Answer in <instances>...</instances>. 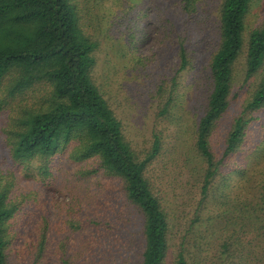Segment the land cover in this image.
Listing matches in <instances>:
<instances>
[{
  "label": "rangeland",
  "instance_id": "obj_1",
  "mask_svg": "<svg viewBox=\"0 0 264 264\" xmlns=\"http://www.w3.org/2000/svg\"><path fill=\"white\" fill-rule=\"evenodd\" d=\"M116 1L105 2L101 9L106 14L96 33L98 47L92 79L120 121L125 140L140 158L150 152L154 135L160 137L158 154L147 174L169 226L163 264H174L180 247L186 264H264L260 206L264 184V107L251 114L244 112L263 68L246 79L244 49L233 65L230 104L210 136L216 159L222 156L232 122L242 115L250 117L251 122L237 152L224 160L203 196L206 164L195 147L194 133L209 96L208 66L220 40L222 0H196L195 15L188 24H183L186 16L172 8L171 3L157 0L158 9L146 17L142 15L147 23H137L131 32L128 22L117 19L123 11L110 18L113 11L121 9ZM263 21L264 0H252L245 18V48L249 34L260 28ZM116 30L121 35L135 34L134 38L125 43L122 36L114 35ZM177 34L184 38L191 61L188 70L177 77L176 90L171 94L178 45L163 41L166 46L160 50L159 39L163 35L167 40L173 39L171 44H177ZM8 86V81H4L0 87V175L10 185L9 200L19 208L8 227L10 254L35 242L38 224L44 217L48 225L46 251L37 264H82L74 261L81 260L80 253H85L88 228L71 232L59 214L61 205L73 196L92 193L100 199L111 195L112 190L106 189L104 183L112 180L101 172L80 175V166L85 168L82 174L90 167L75 165L66 156L54 157L46 175L40 174L35 161L28 166L14 165L8 158L6 140L15 131L18 115L23 109L35 108L41 95L9 97ZM159 88L162 98L158 96ZM170 95L173 100L162 113L164 100ZM68 205L73 207V203ZM122 217L123 221L115 224L120 229L115 234L128 238L129 245L121 253L119 248L108 247V255L96 257V263L140 264L142 219L131 210H126ZM225 244L226 252L222 248Z\"/></svg>",
  "mask_w": 264,
  "mask_h": 264
},
{
  "label": "trees",
  "instance_id": "obj_2",
  "mask_svg": "<svg viewBox=\"0 0 264 264\" xmlns=\"http://www.w3.org/2000/svg\"><path fill=\"white\" fill-rule=\"evenodd\" d=\"M107 1L0 0V87L8 81L9 97L41 95L35 108L23 109L18 115L15 131L6 140L8 158L14 165L28 166L35 161L40 174L46 175L50 173L48 165L54 157L66 156L75 165L90 167L82 174L81 170L85 168L80 166L77 171L80 175L101 172L102 176L112 180L104 181V187L112 190L111 195L108 193L99 199L88 193L83 197L73 196L61 205L59 214L71 232L84 228L89 231L84 240L85 253L81 252V260L74 262L98 264L96 257H106L108 247L119 248L121 253L129 245V239L115 234L118 230L115 224L123 221L126 210H131L142 219L140 264H163L169 226L147 174L148 166L158 154L160 137L154 135L150 152L140 158L125 140L120 121L92 79L98 47L96 33L104 22L106 11L101 12V9ZM166 1L186 16L183 24H188L195 15L193 5L196 0ZM251 1L222 0L220 5V40L208 66L209 96L194 133L195 147L206 164L203 196L207 195L211 180L218 174L224 160L237 152L251 122L250 117L247 119L243 115L232 122L222 156L216 159L210 147V136L216 122L229 107L233 65L243 49L246 79L263 68L244 112L251 114L264 107V21L260 28L249 34L246 48L243 38ZM117 2L121 9L113 11L110 18L123 11L117 19L128 22L130 32L137 23H147L144 17L158 9L156 3L159 4L157 0ZM117 24L120 26V21ZM114 35L122 36L126 43L135 34L121 35L116 30ZM172 40L163 35L159 39L160 50L166 46L163 41L170 46L178 45L171 94L176 90L177 77L188 70L191 61L184 38L177 34V44H171ZM158 96L162 98V92ZM172 100L171 95L164 100L162 113ZM242 173L245 175L244 171ZM2 179L0 175V264H37L46 251L47 220L41 217L35 242L16 249L12 256L8 227L19 208L9 200L10 185ZM98 184L101 185L100 179ZM69 203H73V207ZM260 206L264 221V184ZM180 248L174 264H186ZM222 248L226 252L228 246L225 244Z\"/></svg>",
  "mask_w": 264,
  "mask_h": 264
}]
</instances>
